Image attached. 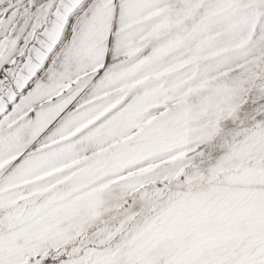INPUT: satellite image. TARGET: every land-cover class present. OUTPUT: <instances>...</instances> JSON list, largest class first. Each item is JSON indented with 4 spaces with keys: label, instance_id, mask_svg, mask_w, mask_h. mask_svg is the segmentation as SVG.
Masks as SVG:
<instances>
[{
    "label": "snow or ice",
    "instance_id": "obj_1",
    "mask_svg": "<svg viewBox=\"0 0 264 264\" xmlns=\"http://www.w3.org/2000/svg\"><path fill=\"white\" fill-rule=\"evenodd\" d=\"M37 11L0 35V264H264V0Z\"/></svg>",
    "mask_w": 264,
    "mask_h": 264
},
{
    "label": "crops",
    "instance_id": "obj_2",
    "mask_svg": "<svg viewBox=\"0 0 264 264\" xmlns=\"http://www.w3.org/2000/svg\"><path fill=\"white\" fill-rule=\"evenodd\" d=\"M46 0H0V35L11 32L15 27V37L18 44L23 47V42L31 32L33 26L42 22V17L37 11L39 4ZM34 4L33 7H29ZM28 15H25V10Z\"/></svg>",
    "mask_w": 264,
    "mask_h": 264
}]
</instances>
